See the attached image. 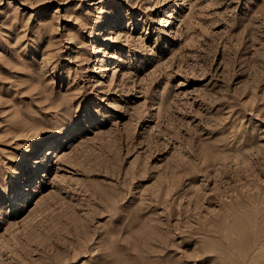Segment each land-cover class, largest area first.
<instances>
[{
  "label": "rangeland",
  "instance_id": "rangeland-1",
  "mask_svg": "<svg viewBox=\"0 0 264 264\" xmlns=\"http://www.w3.org/2000/svg\"><path fill=\"white\" fill-rule=\"evenodd\" d=\"M0 264H264V0H0Z\"/></svg>",
  "mask_w": 264,
  "mask_h": 264
},
{
  "label": "bare ground",
  "instance_id": "bare-ground-1",
  "mask_svg": "<svg viewBox=\"0 0 264 264\" xmlns=\"http://www.w3.org/2000/svg\"><path fill=\"white\" fill-rule=\"evenodd\" d=\"M172 15V14H171ZM104 21L107 23V22H109L108 21V18H105L104 19ZM102 29V28H101ZM99 31V30H98ZM101 33H102V31H100ZM99 51H102L103 52V45H101L100 46V50ZM116 61L114 60L112 63H115ZM116 65V64H115ZM106 68H108L107 66H106ZM111 69H112V67H111ZM109 70H110V68H109ZM46 150V152L43 154V160H46L47 159V157H48V155L49 154H51V153H54V150H52V148H47V149H45ZM41 167V161L39 162H37L36 163V165H35V171L36 172H39V168ZM33 186H34V184H27V185H25V187H23V189H19V190H17L16 192H15V197H14V199L15 200H17L18 198H25V197H27V195L29 194V192L30 191H32V190H34L33 189Z\"/></svg>",
  "mask_w": 264,
  "mask_h": 264
}]
</instances>
